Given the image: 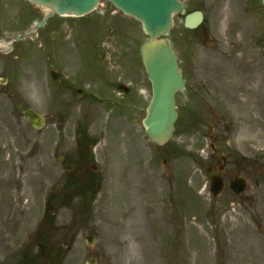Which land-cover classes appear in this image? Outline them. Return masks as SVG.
<instances>
[{"label":"rangeland","instance_id":"rangeland-1","mask_svg":"<svg viewBox=\"0 0 264 264\" xmlns=\"http://www.w3.org/2000/svg\"><path fill=\"white\" fill-rule=\"evenodd\" d=\"M185 1L188 9L197 8V0ZM202 5L209 33L187 29L178 15L170 36L183 61L193 66L197 61L203 75L220 82L228 111L225 106L217 113L209 107L197 111V125L187 127L188 116L196 118L184 108L190 100L181 93L174 137L158 146L145 133L143 108L114 121L116 112L104 98L95 97L90 105L84 98L97 92L105 73L132 82L146 106L149 84L139 57L145 34L139 21L103 1L85 20L54 15L32 38L16 42L3 33L32 30L45 10L33 9L28 0H0V264H14L23 247L45 237L68 250L64 258L43 259L49 264H88L89 258L92 264H264V163L244 156L248 146L264 155V138L256 146L246 140L264 128V19L242 1ZM83 26L88 32L79 33ZM95 42L100 44L90 53L86 45ZM52 63L61 73L58 83L50 75ZM62 83L73 87L52 93L56 86L61 91ZM29 107L46 116L43 128L25 119ZM86 111L97 118L88 130L96 138L91 163L98 174L90 184L96 192L81 196L86 185L80 169L69 174L70 158L59 157L77 148L75 127L79 118L86 120ZM228 117L239 132L235 159L239 168L248 167L250 188L234 196L226 174L225 191L214 197L210 145ZM221 131L220 147L228 151ZM91 142L78 148L84 153ZM67 191L68 204L66 199L45 207L51 193L59 199ZM91 234L97 236L92 246L86 240Z\"/></svg>","mask_w":264,"mask_h":264},{"label":"flooded vegetation","instance_id":"flooded-vegetation-1","mask_svg":"<svg viewBox=\"0 0 264 264\" xmlns=\"http://www.w3.org/2000/svg\"><path fill=\"white\" fill-rule=\"evenodd\" d=\"M209 1H215V0H197V10H201L204 14V22L203 24L198 28V29H202L204 31V33H209L210 32V26H206V22H207V16L205 15V13H207V10L205 9V7L202 5L204 3H208ZM217 1H221V0H217ZM227 1V0H226ZM231 1V0H229ZM237 1H242L245 3H249L250 4V8L254 13H259L260 15L263 16L264 19V5H263V0H237ZM98 20H91L90 23L93 24H97ZM88 24V25H89ZM197 29V30H198ZM78 31L79 33H84V32H88V27L87 26H83L81 28L78 27ZM89 44V43H88ZM100 43H91L89 45H86V48L88 49V51L91 53L93 51V49L95 48V46H97ZM180 66L182 68V71L186 77V86L185 88L181 91L182 93L187 94L188 100H190L189 103H187V105L184 107L185 109L188 110V112H193L196 113L197 115V111L203 113V111H206V109H208V107L215 113H217L218 107L224 109L225 106V111H228V107L226 105H228V100L226 97L224 96H220L221 94V87L219 85L220 82L217 81L216 79V83L211 81L210 76L207 75H203L201 72H203V68L200 66V64H196V65H191L190 61L189 63H187V61H183L181 60L180 62ZM114 71V70H113ZM200 73L197 74V80H195L193 82L192 78L195 75V73ZM104 76L100 78L99 80V84H98V90L97 92H87V95H85L84 98L88 99L89 101V105L91 103H96V102H92L91 100L95 99V97H102L104 98V103L106 106H112L114 108V112H116L115 115V119L114 121H116V118H124V117H120L118 115L124 114V115H128L129 118L131 117V115L133 114V111L139 109H146L145 106L142 105L141 103V95L142 93L140 92V90L136 89V87L132 84V82H124L125 84L122 83V81H118V78L116 76H110L108 78H105V73L103 74ZM107 77V76H106ZM208 79H207V78ZM111 78V79H110ZM194 83H192V82ZM67 84L65 85L64 83L60 84V88L61 91L56 90L57 86L55 87V90L53 91L54 94H65L69 88L73 87L72 85L68 86ZM105 86L107 90H102L101 87ZM79 91L82 93H85L84 90L82 88H79ZM150 92V90H149ZM180 93V92H179ZM210 93H212L210 95ZM218 93V95H217ZM141 94V95H140ZM180 96V94H179ZM202 96H205V100L201 99ZM219 96V100L216 99V97ZM208 97L212 98L213 101L208 102L209 99ZM224 99V101H223ZM206 101L208 102V105L205 106ZM83 102V101H82ZM91 102V103H90ZM205 103V104H204ZM186 104V103H185ZM178 108L180 109V106L178 105ZM209 111V110H208ZM226 113V112H225ZM224 113V114H225ZM85 119L87 120H83V118H79L77 120V124L75 127V133H76V145L77 148H75L73 151H70L68 154L66 155H60L59 159L61 160V162L65 159H67V157L70 158V161L65 163V169L69 172V174L75 172L77 169H80L81 171V175L83 176V178L85 179V182L87 185L91 184V179L94 178V176H96L98 174V170H96L97 165L91 163V157H93L94 154V146L96 144V138L95 137H91L90 133H89V126H91L95 120L97 118L91 119V117L89 116V114L87 113L85 115ZM126 120H128V118H124ZM196 124V123H195ZM240 129V128H239ZM219 130L215 129V132L213 134V142H212V152H211V156L213 159V165L212 167V171L213 173H216L218 171V167L220 165H222L223 163V157L225 159V171L224 174H228L229 178H233L235 176H245L247 178V180L249 181V173L247 174V170L248 167H244V168H239V162L235 159V157L237 156L236 154H238L237 150H234L236 147L234 144V140L238 137V130L236 128V126L234 125V120L232 121V119H230L229 117L227 118L225 123H219ZM225 131L226 133V138H225V142L228 148V151H224L222 150L221 146V142H224V138L222 135V131ZM260 130V131H259ZM264 128L263 126H259L257 131L252 132L251 134L246 136V140L249 142V145H258L259 142L261 140H263V136L261 135V131L263 132ZM252 136V137H251ZM86 139L91 140V144H88L86 146V152L82 153L80 151V149L78 148V146L80 145V143L84 142ZM256 144V145H255ZM247 151L246 154L244 156H246V158H248L249 162L251 163H255L260 162V164L262 165V163H264V155L262 154V152H257V150H255L254 148H251L250 146L247 147ZM254 165V164H253ZM70 169V170H68ZM70 175H67V178ZM264 177V171L262 172V178ZM262 184V183H260ZM262 187V185H261ZM260 187V189H261ZM250 188V186L248 187V189ZM89 189V187L84 188L83 192L79 193L78 195H83L86 194L85 192H87V190ZM253 190V192L257 189V187H252L251 188ZM92 190L95 192L96 189ZM69 193V191L63 193L64 195H67ZM58 193H54V195H57ZM56 200H64V197H61L59 199ZM52 209L54 208V205L50 206ZM42 236V235H41ZM39 236V237H41ZM22 256L23 257H32V258H40V259H54V258H64L67 256L68 251L64 250L63 247H61V244L58 242V240H56L53 237L47 238L45 237V239H37L35 240V242L33 243L32 246L30 247H23V251H21Z\"/></svg>","mask_w":264,"mask_h":264},{"label":"water","instance_id":"water-1","mask_svg":"<svg viewBox=\"0 0 264 264\" xmlns=\"http://www.w3.org/2000/svg\"><path fill=\"white\" fill-rule=\"evenodd\" d=\"M126 14L132 15L143 23L146 38L140 46V53L153 83V98L147 108L143 125L150 140L165 144L173 136L177 119L175 93L185 83L178 65L172 39L168 36L174 25V15L183 11L181 0H109ZM41 8H46L45 18L37 24L42 25L53 13L60 15H83L94 10L100 0H30ZM264 2V0H263ZM202 20V14L194 11L186 15L185 25L196 28ZM18 38V37H17ZM26 116L34 126L44 124L43 117L29 109ZM211 192L219 195L224 187L219 175L210 177ZM231 188L240 193L245 188L243 178L231 182Z\"/></svg>","mask_w":264,"mask_h":264}]
</instances>
